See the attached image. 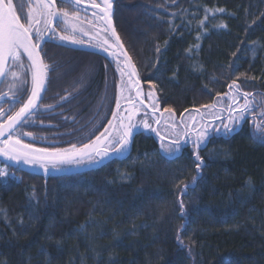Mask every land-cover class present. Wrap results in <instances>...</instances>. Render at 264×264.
<instances>
[{"label": "trees", "instance_id": "1", "mask_svg": "<svg viewBox=\"0 0 264 264\" xmlns=\"http://www.w3.org/2000/svg\"><path fill=\"white\" fill-rule=\"evenodd\" d=\"M112 19L145 101L151 92L172 118L210 116L243 92L264 107V0H115ZM57 45L43 56V103H67L48 129L30 120L22 132L80 147L112 119L122 60ZM233 81L239 92L228 93ZM216 131L172 159L139 133L125 158L71 176L45 179L0 161V264H264V128L243 116L237 130Z\"/></svg>", "mask_w": 264, "mask_h": 264}, {"label": "snow or ice", "instance_id": "2", "mask_svg": "<svg viewBox=\"0 0 264 264\" xmlns=\"http://www.w3.org/2000/svg\"><path fill=\"white\" fill-rule=\"evenodd\" d=\"M73 4H80L81 0H70ZM24 5L21 4V7ZM92 7H100L92 0ZM112 5L108 0H105V7L103 8L104 16L101 17L106 21L109 27H111V14L110 9ZM220 11H223L222 9ZM57 10L55 8L54 0H35L34 6L29 8V11L26 15L25 22L21 21L20 15L17 14L16 5L13 3V0H0V76L4 75L5 66L8 64L9 60L13 64H20L21 69H23V64L21 62L22 54H26L28 60L31 62L29 65L31 71V94L28 96L26 103H23L19 108V111L14 114H3L0 113V118L5 119V123L0 124V137L9 135L8 139H4L0 142V154L7 156L9 159L16 160L20 162L21 160L24 163L28 164H40L44 171H48L47 163H51L52 167H55L58 163H80L81 161L88 159L94 160L95 157H100L104 159L111 153L116 155H123L127 151L130 144L131 138L134 134H139L140 129L137 124L134 123L135 117L138 115L137 105L144 104V93L140 87V80L136 72L135 66L131 63V58L128 56L126 51H123V44L120 42L119 36L116 34L115 29H111L112 36L116 38V43L109 44V41L105 39L103 41L104 45H108L105 48V51H108L109 48H115V51H111L109 54L116 59L118 55H123L124 68H119L121 61L117 60L118 70L120 71L121 76V87H120V99L115 101L116 113L112 114V121L108 123V127L104 128V131L95 137V140L84 143L82 146L77 147V145H72L70 149H53L49 150L47 148H34L30 144H22L21 140L16 137L13 138L11 133L17 124L25 118L26 115L30 114L31 110L36 107L37 101L41 98V93L45 90V83L48 75V65L43 62L41 57V42L44 41V32H55L53 27V22L57 18ZM63 23H67L69 13L63 12L62 14ZM95 15V13L93 14ZM78 18V17H77ZM207 19V17H205ZM43 23V27H39ZM203 23V22H202ZM70 30L72 35H60V40H70L74 44H81L83 40L75 37L74 33L78 29L76 26L70 25ZM80 31H83L80 29ZM35 33L36 40L34 42L33 34ZM87 35V33H84ZM125 69H129L125 71ZM13 78H17L18 74L15 72L10 73ZM127 77L125 82L124 77ZM228 88L231 90L239 92V86L236 85V81H233L228 85ZM135 91V98L132 97V91ZM127 93V95H126ZM252 95L248 92H243L242 97L244 99V104L241 105L239 100L235 95L231 96L232 102L236 104L235 111L240 112V117L236 119L243 118L245 112L249 111V96ZM149 99L152 102V112L155 113L160 111L158 104L155 101V98L151 92H149ZM121 100H125L128 104V107L123 109V115L121 113ZM219 101H217L218 103ZM209 110H214L216 108V103L203 105ZM164 111L171 112V109H164ZM230 113L233 111L229 107ZM198 112V110H197ZM120 114V115H117ZM264 118V113L261 114ZM219 119L220 117L217 116ZM154 122L156 125L161 124L160 118H155ZM142 127L144 129H150L153 132H156L160 136L161 141L165 139L163 135L160 134L157 128H154L151 124L148 123L147 119L142 120ZM192 123H195L194 118ZM233 123V119L230 118L228 125ZM167 124V120L165 121ZM228 125H224V128L227 132L232 131ZM171 127V125H169ZM111 130V131H110ZM219 131V129H217ZM31 135L30 133H27ZM107 134V135H106ZM185 136L188 133L184 134ZM207 135V127L201 125L199 128L194 130V135L192 138V146L194 149H198L200 143L203 141ZM161 147H164L166 151L173 152L179 151L182 145L180 141L173 140L170 141V145L166 146L163 143ZM196 168L200 169L203 161L199 156L198 152H194ZM47 162V163H46ZM99 163V161H97ZM0 174H6L0 172ZM188 188V185H185L184 190H182V195ZM183 200L180 201V211L183 216ZM179 239V237H178Z\"/></svg>", "mask_w": 264, "mask_h": 264}, {"label": "flooded vegetation", "instance_id": "3", "mask_svg": "<svg viewBox=\"0 0 264 264\" xmlns=\"http://www.w3.org/2000/svg\"><path fill=\"white\" fill-rule=\"evenodd\" d=\"M46 2H48V0H46ZM94 2L98 5H100V7L102 6V0H94ZM13 3L16 5V9H17V14L20 15L21 17V21L25 22V18L26 15L29 11V8L34 6L35 4V0H13ZM55 3V8L57 10L58 13V21L55 24V32H52L49 40L44 44V46L41 49V57L43 59V62L46 64V60H44L43 56L46 53V47L49 46V44H53V45H57V46H62L60 45V43H62V40L59 39L60 35H72L73 33L68 30L66 31V29H70V25H75L76 28L78 29L77 31H75L74 35L76 38L83 40L82 44H88L91 45V37L89 36V34L91 33V28L92 25H100V21H101V13L99 11L87 8L85 5H92V0H81V3L76 5L70 2V0H54ZM21 4H23L24 6L21 7ZM68 12L69 13V17H68V21L67 23H63L62 21V13L63 12ZM95 13V15H93ZM78 17V18H77ZM97 21V22H95ZM39 27H43V23H41V25H39ZM80 29H82L83 31H80ZM90 29V31H89ZM47 31L44 32V36L46 35ZM84 33H87V35H85ZM33 39L34 42L36 40V36L35 33L33 34ZM50 41V42H49ZM70 42V41H68ZM64 47V46H62ZM66 48V47H64ZM82 52V51H81ZM86 53V52H85ZM24 55V54H23ZM25 56V55H24ZM23 64V69H19L18 73L17 71L15 73L19 74L17 76V78H13L10 73L13 72V70L11 69V61L9 64V68L7 70L5 79L0 87V113L3 114H14L15 112L19 111V108L22 106L23 103H26L28 96L31 93V71L29 68V61L27 60L26 56H25V60L21 61ZM69 95L66 96V98H68ZM70 96H75V95H70ZM233 96L232 94L230 95V97ZM241 99V100H240ZM238 99L239 103H242L243 97L241 96V98ZM249 99V98H248ZM232 99H230V103ZM249 101L251 102L250 105H252L251 109L249 108V111L251 110L250 113H248L249 111L245 112L244 117L246 118H253L254 122H256V124L258 123L261 127L264 128V118H262L261 114L264 113V107L262 106L261 102L257 101V100H253L252 98L249 99ZM67 102H60L58 104H56L57 106H50V105H46L43 103V99L39 105V107L35 110V112L29 117L27 118L22 125L13 133L11 134V136L13 138L18 137L22 144H30L32 147L35 148H47L49 150L55 149L53 146H57L59 143L58 142H54L52 143L53 146H50V143L47 142H43L42 140L39 141V144L37 143V141H31L28 140V138L26 136H24V132H22V126H24V124H26L28 121L31 120V122H33L34 124L31 126L34 129H38L39 131L41 129H48L45 124V120L47 119V117L51 116V115H56L58 113L57 110H55L56 108H62L63 104H66ZM234 104V103H233ZM249 105V106H250ZM230 106V104H229ZM229 106L228 109H224L222 108V113L224 115L228 114L229 111ZM66 109L67 108H63L62 110H60L61 113L65 114L66 113ZM233 109V108H232ZM260 111V112H256ZM233 112V111H232ZM248 113V114H247ZM223 117V116H222ZM61 119H63V122L66 120V118L62 117ZM218 118L214 116V120H217ZM220 119V118H219ZM218 123H224L225 124V120H218ZM5 122L4 118H0V124H3ZM224 124H219L218 126L216 125V123L210 127V132L212 131H216V129L219 130H223L224 129ZM217 126V128H216ZM56 128V130H58V127H53ZM224 131V130H223ZM218 132V131H216ZM49 136V135H48ZM54 138L57 137V133H54L52 135ZM27 139H26V138ZM39 138L43 139V138H47L46 135H39ZM2 142V141H1ZM47 144V145H46ZM192 145V144H191ZM190 146V145H189Z\"/></svg>", "mask_w": 264, "mask_h": 264}, {"label": "water", "instance_id": "4", "mask_svg": "<svg viewBox=\"0 0 264 264\" xmlns=\"http://www.w3.org/2000/svg\"><path fill=\"white\" fill-rule=\"evenodd\" d=\"M114 1L115 0H108V2H110L111 5H112V7L110 9V14H111V27L108 26V24L106 23V21L104 19H101V21H100V27L102 28L101 29V33H102L101 35L105 37L103 39L104 40L105 39H108L109 42L111 44H113V45L116 43V38L114 36H112V33H111V29L112 28L115 29L114 22H113V19H112L113 10H114ZM85 6L87 8H90V9H93V10H96V11H99L101 13L102 17L104 16L103 8L105 7V0H102V6L103 7H92V6H89V5H85ZM57 17H58V15H57ZM57 21H58V18H56L54 20L53 27H55V24L57 23ZM96 26L97 25H92V28H91V31L93 29L92 32L89 29V31L91 32L89 34V36L91 37V42H92V40L93 41L95 40V38H96L95 36L96 35L99 36V33H97V30L98 29L96 28ZM103 32H104V35H103ZM115 32H116V29H115ZM51 33H49V32L46 33V35L44 36V41L41 42L40 49H42V47L44 46V44L49 40V37H50ZM116 34H117V32H116ZM68 41H70V40H62V43H60V45L66 47V48H70L72 50L82 51V52H86V53H91V54L99 55L101 57L114 59L109 54L111 51H105L103 49L95 48V47H92L91 45H88V44H82V43L81 44H74L71 41L70 42H68ZM95 41H98V40H95ZM99 42H102L101 37H100V41ZM120 42L123 44V42L121 41V39H120ZM112 49H113V51L116 50L115 48H112ZM123 51H126L127 52L124 44H123ZM127 54H128V52H127ZM24 55L27 58V55L26 54H24ZM128 56L130 57L129 54H128ZM117 58H120L122 60L121 67L124 68V64H123L124 56L123 55H118ZM27 60H28V58H27ZM10 61L11 60H9L8 64L5 66L4 75L3 76H0V87H1V85H2V83L4 81V79H5L7 70L9 68ZM29 63H31V62L29 61ZM131 63L133 64L132 59H131ZM128 70L129 69H125V71H128ZM136 72H137V69H136ZM137 74H138V72H137ZM140 87H141V90L143 91V85H142V83L140 84ZM46 89H47V79H46V83H45V90L41 93V98H40V100L37 101L36 107L33 108L31 110L30 114L26 115L25 118L23 120H21L19 124L16 125V127L13 129V132L11 134H13L22 125V123L27 118H29L35 112V110L39 107V105H40V103H41V101H42V99L44 97V94L46 92ZM133 93H134V98H135V95L136 94H135V91L134 90H133ZM228 93H230V89L229 88H228ZM155 96H156V94H155ZM252 97L253 96L250 95L249 96V99L252 98ZM143 99H144V104L143 105H140L141 108H143L145 110V112L148 113L150 116H154L155 118H160L161 124L160 125H156L155 122H154V125H152V126L154 128H157L158 131L160 132V134L165 137V139L163 141H161L160 136H158L156 134V132H153V131H151L149 129H148V131H144V130L140 129L139 133H150V134H152L158 140V145H159V149H160L161 154L164 157H166L167 159L175 158L176 156H178L181 153V150L184 147L191 145V143H189L187 141L188 140V135L185 136L184 135L185 133L193 132L195 129L199 128L201 125H204V126L207 127V134H209L210 133V127L213 126L215 123H217V121L219 120V119H217V120H214L213 121L214 116L216 117V115H213L212 116L211 115L212 113H210L209 120L204 119L203 115L205 114V112H202L201 110H198V112H197V110H195V111H193V110L185 111V112L182 113V115L180 116V118L177 120L176 119V116H173V118H172V116H170L168 113L161 111V106L159 104H158V107H159L160 111H157V112L153 113L152 110H151L152 109V102L151 101L150 102H146L144 96H143ZM231 102H232V100H231ZM229 107L233 108V102L230 103V106ZM191 111H193L194 114H192L190 117L186 118L187 117L186 116L187 113L188 112H191ZM193 118L195 120V123H192V119ZM166 120H167V124H165V121ZM169 125H171V127H169ZM135 135H137V134L134 132V134H133V136L131 138L129 147H128V152L123 157L109 156L106 160L101 161L98 164L97 167L78 169V170H75V171H72V172L61 173V174H54V175H50V176H52V177H57L58 176L59 177V176H71V175L81 174V173H84V172H88V171H91V170L100 168L102 165H104L106 162H108L112 158L123 159V158H125L129 154V152L131 150L132 141H133V138H134ZM8 138H9V135L6 134L5 136L0 137V142L3 141L4 139H8ZM177 139L180 141V144L182 145V147H180V150L179 151H173L171 153L169 152L170 154L164 153V147H161V144L163 143L164 145L169 146L170 145V141L177 140ZM205 140H206V136L203 139V141H205ZM203 141L201 142V145H202V143H204ZM200 148H202V147L200 146L198 149H200ZM198 149H196V151ZM0 161L3 162V163H5V164H7V165L12 166V167L19 168V169H21L23 171L41 175V176L45 177V179H47V178L50 177V176H44L43 174H41L39 172L30 170L29 169V164L28 163H24L22 160L20 162H17L16 160L9 159L7 156H5L3 154H0ZM47 164H51V163H47ZM58 164H66V163H58Z\"/></svg>", "mask_w": 264, "mask_h": 264}, {"label": "rangeland", "instance_id": "5", "mask_svg": "<svg viewBox=\"0 0 264 264\" xmlns=\"http://www.w3.org/2000/svg\"><path fill=\"white\" fill-rule=\"evenodd\" d=\"M96 28L98 29L97 30V33H99V36H95L96 38H95V40H98V41H93L92 40V42H91V46L92 47H95V48H99V49H105V48H107L108 47V45H104L103 44V38H105L104 36H102L101 34V27H100V25L98 24V22H97V26H96ZM92 31H93V29H92ZM91 31V32H92ZM103 35H104V32H103ZM106 36V35H105ZM100 37H101V40H102V42H99L100 41ZM107 38V37H106ZM108 40V39H107ZM109 41V40H108ZM109 44H111L110 42H109ZM108 51H113V49L112 48H109V50ZM124 80H125V82L127 81V77L125 76L124 77ZM120 87H121V82H120V84H119V87H118V92H117V99H120ZM126 95H127V93H126ZM131 95H132V97L134 98V93H133V91H132V93H131ZM116 99V100H117ZM240 104L241 105H243L244 103H241L240 102ZM121 105H122V108H121V113L123 114V115H127V113H124L123 112V109L125 108V107H128V104H127V102L125 101V100H121ZM137 107H138V115L135 117V120H134V123H136L137 124V126H138V128L139 129H142V130H144V131H148V129H144L143 127H142V120L143 119H147V121H148V123L149 124H151V125H154V119H155V117L154 116H150L148 113H146L145 112V110L143 109V108H141V106L140 105H137ZM217 109L219 110V111H217V112H214V113H212L211 115L213 116V115H216V114H218V113H220V115H219V117H220V119L219 120H225L226 122H225V124L224 125H228V121H229V119L230 118H232L233 119V123L232 124H230V125H228V127H230L231 129H232V131L233 130H237L238 128H239V126H240V124H241V119H236L237 117H240V112H238V111H235V109H236V104H233V112H231L230 113V111H228V114L227 115H224L223 113H222V107H217ZM114 113H116V107H115V111H114ZM117 115H120V114H117ZM223 116V117H222ZM203 117H204V119H206V120H209V115L208 114H204L203 115ZM217 117V116H216ZM112 118V117H111ZM112 121V119L110 120V122ZM219 121H217V123H218ZM106 127H108V125L106 126ZM105 127V128H106ZM224 127V126H223ZM150 130V129H149ZM223 130H225V128L223 129ZM104 131V130H103ZM102 131V132H103ZM111 131V130H110ZM135 132V131H134ZM107 135V134H106ZM193 135H194V131L193 132H188V142L189 143H191L192 144V138H193ZM93 140H95V139H93ZM204 142V141H203ZM200 146H201V143H200ZM199 146V147H200ZM129 147V146H128ZM67 149H70V148H67ZM53 150V149H52ZM109 152H110V154L107 156V157H105L104 159H100V157H95V159L94 160H88V159H85V160H83V161H81L80 163H75V162H71V163H66V164H57L55 167H52V165L51 164H47V167H48V171L47 172H45L44 171V168H42L41 166H40V164H35V165H33V164H29V169L30 170H33V171H36V172H39V173H41V174H43L44 176H50V175H54V174H61V173H67V172H72V171H75V170H78V169H84V168H91V167H97L98 166V164L101 162V161H104V160H106L109 156H117V157H123V156H125L126 155V153L128 152V149H127V151L126 152H124L123 153V155H116V154H113V153H111V151L109 150ZM164 153H166V154H170L168 151H166V149L164 148ZM97 161H99V163H97ZM1 171H3L4 172V169H1Z\"/></svg>", "mask_w": 264, "mask_h": 264}, {"label": "built area", "instance_id": "6", "mask_svg": "<svg viewBox=\"0 0 264 264\" xmlns=\"http://www.w3.org/2000/svg\"><path fill=\"white\" fill-rule=\"evenodd\" d=\"M4 169V168H3ZM1 172H3V171H1ZM4 173V172H3ZM3 175V174H2Z\"/></svg>", "mask_w": 264, "mask_h": 264}]
</instances>
